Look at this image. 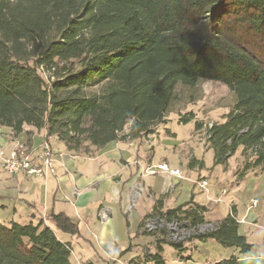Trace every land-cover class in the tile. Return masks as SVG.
<instances>
[{
	"label": "trees",
	"instance_id": "trees-1",
	"mask_svg": "<svg viewBox=\"0 0 264 264\" xmlns=\"http://www.w3.org/2000/svg\"><path fill=\"white\" fill-rule=\"evenodd\" d=\"M200 81L235 96L209 129L214 163L241 149L250 158L245 170H264V0H0V127L14 137L43 130L50 149L55 139L67 153L90 157L152 134L175 88ZM206 213L192 196L159 215L196 228ZM55 230L79 235L62 212L0 222V264H74L72 246ZM142 234L154 241L146 263L166 264L165 245L184 249L165 230ZM194 239L242 256L252 249L234 210Z\"/></svg>",
	"mask_w": 264,
	"mask_h": 264
},
{
	"label": "crops",
	"instance_id": "crops-1",
	"mask_svg": "<svg viewBox=\"0 0 264 264\" xmlns=\"http://www.w3.org/2000/svg\"><path fill=\"white\" fill-rule=\"evenodd\" d=\"M25 131L26 133L14 137L9 129L0 127V150L8 152L15 143H20L30 151H39L44 144L45 132L36 131L30 127H26ZM147 138H150V135ZM149 143L145 138L131 143L113 142L96 151L92 156L83 157L67 153L62 144L55 139H50L49 144L55 155L56 176L41 179L0 172V222H17V219H25L26 224L30 221L35 223L39 217L43 218L46 214L62 212L76 222L79 228V235L75 237L66 238L56 233L61 241L70 243L72 250L73 242L78 244L80 253L86 249L84 245H79L81 240L87 241L82 235L83 230H80L81 225L84 229L83 234L96 240L97 250L107 251L106 260L124 257L129 252L130 257L126 261L130 262L132 258L138 256L133 253L132 246L129 247L130 251L124 252L117 245L122 216L126 218L127 231L132 228L131 225L137 224V230L142 234L140 225L150 214L159 215L179 206L180 201L177 196H174L177 185L186 181L192 184L193 189L196 187L195 178H190L188 175L195 174L198 169L184 168V165L180 166L164 154L157 158L158 151H155ZM59 154L62 155L59 156ZM150 162L167 163L170 168L178 169L181 175L176 177L166 173L142 178L144 192L152 194L153 200L150 201L142 196L141 201L138 200L140 201L138 210L134 211V209V212L128 213L129 197L138 172ZM184 169L188 172L184 173ZM75 191H78L79 195H74ZM211 199L213 198L209 194L205 195L206 202ZM193 200L196 202L194 195ZM159 202V209L154 211ZM197 204L204 206V204ZM103 207L110 211V215L109 219L102 224L97 214ZM230 207L239 220V234L247 239L253 236L254 231L251 228L257 226L261 215H256L248 203L241 213L236 204L231 203ZM145 244L153 246V238L151 237ZM73 258L78 259L75 255ZM240 260L242 259L231 258L230 261L225 262L235 264Z\"/></svg>",
	"mask_w": 264,
	"mask_h": 264
},
{
	"label": "rangeland",
	"instance_id": "rangeland-1",
	"mask_svg": "<svg viewBox=\"0 0 264 264\" xmlns=\"http://www.w3.org/2000/svg\"><path fill=\"white\" fill-rule=\"evenodd\" d=\"M175 95V99L165 115L164 122L155 126L150 138H147L148 136L143 138L150 142L149 145L152 148L154 147L155 151H158L157 158L164 154L165 157L179 163L180 166L184 165V168H188L190 161H197L196 169L198 170L195 174L189 173L188 176L195 178L196 181L202 179L208 181V194L213 198L206 202L205 193L200 191L198 187L193 189L192 184L184 181L177 185L174 192V196H177L180 201L179 206L188 202L193 195L197 203L204 204L208 212L205 216V224L209 226L205 228L203 234L211 231L210 226L214 227L216 222L227 216L231 209V203L236 204L241 213L246 204L248 203L250 207V200L256 198L258 206L252 210L261 217L257 226L251 228L254 233L247 241L252 244V249L246 256L240 255L232 248H224L214 240L196 241L194 239L196 235L187 230V227L186 232L180 233L184 237L180 242H184V249L177 252L173 247L165 245L162 258L166 264H227L225 261H230L231 258L242 259L235 264H264V170L260 168L245 170V165L249 163L250 158L243 155L241 149L232 156L224 158L219 164H215L208 140L210 127L213 124L222 123L223 117L233 108L235 103L234 94L219 82L200 81L191 88L178 85L175 88ZM185 120H189V122L184 124ZM195 123L201 124V128L197 129ZM186 172L188 170L184 169V173ZM144 177L147 176L145 175L142 178ZM142 178L137 179L141 180ZM142 196V198H149L145 192ZM140 201L136 204L134 211L138 210ZM17 220L20 224H26L25 219ZM125 220L126 218L123 216L120 219L121 227L119 228L117 245L122 251H127L132 246L133 253L138 256L132 258L131 263L151 264L144 261L145 255L154 252V245L145 244L151 237L138 232L137 224L131 225L132 228L127 231ZM145 220L146 218L141 225ZM169 223L168 220V225L162 224L166 231L168 228H173L169 227ZM80 230H83L84 233L81 225ZM187 231L188 235H186ZM56 233L69 238V235H64L59 231H56ZM83 233L82 235L87 241L81 240L82 242L79 245H84L86 249L80 253L78 244L73 242V255L79 259L77 261L72 257L74 264H83L82 262L86 261L93 264H130L126 261L130 257L129 252L124 257L106 260L108 257L107 251L97 250L96 240L87 237V234Z\"/></svg>",
	"mask_w": 264,
	"mask_h": 264
},
{
	"label": "built area",
	"instance_id": "built-area-1",
	"mask_svg": "<svg viewBox=\"0 0 264 264\" xmlns=\"http://www.w3.org/2000/svg\"><path fill=\"white\" fill-rule=\"evenodd\" d=\"M131 143V142H130ZM131 145V144H130ZM62 154H59L61 156ZM55 155L53 151L47 144H43L39 151H30L26 146L15 143L14 146L8 151L4 152L0 150V172L8 175H24L26 177H36L45 179L47 177L56 176V170L54 166ZM169 174L171 176L180 177V172L178 169H172L167 163H150L145 168H142L137 176V178H142L143 176H152L157 174ZM196 187L203 193L208 195V181L199 180L195 182ZM222 193V192H221ZM74 195H79L78 191L73 193ZM144 194V187L141 180L136 179L132 186V192L129 197V203L127 212L130 213L135 207L138 200ZM148 199L153 200V195L148 194ZM258 206V200L256 198L250 200V207L256 208ZM98 220L100 223H105L109 219L110 211L107 208H100L98 210ZM169 227L167 231L162 226L163 223L168 225V220L166 217L158 214H152L147 217L144 221L141 231L146 233L156 232L160 230H165L167 232V240L172 243H180L184 237L180 233L186 232L185 229L192 231L193 235L203 234V231L209 225L203 224L196 228L191 227L185 221H177L175 219L169 220ZM187 224V226H186ZM211 230L213 227H211ZM188 231L186 235H188Z\"/></svg>",
	"mask_w": 264,
	"mask_h": 264
}]
</instances>
